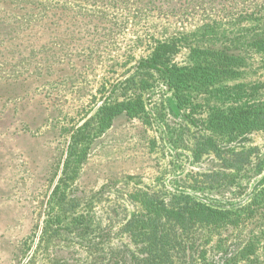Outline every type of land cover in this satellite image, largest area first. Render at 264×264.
Returning a JSON list of instances; mask_svg holds the SVG:
<instances>
[{
	"label": "rangeland",
	"instance_id": "rangeland-1",
	"mask_svg": "<svg viewBox=\"0 0 264 264\" xmlns=\"http://www.w3.org/2000/svg\"><path fill=\"white\" fill-rule=\"evenodd\" d=\"M172 43L167 67L182 73L196 48L243 57L237 80L188 95L202 126L162 66L128 84ZM263 47L264 0H0V264H93L96 245L132 254L124 230L147 195L241 216L204 235L209 253L226 264L247 246L264 264V129L194 155L214 112L264 108ZM125 102L124 118L101 124L102 108Z\"/></svg>",
	"mask_w": 264,
	"mask_h": 264
},
{
	"label": "trees",
	"instance_id": "trees-1",
	"mask_svg": "<svg viewBox=\"0 0 264 264\" xmlns=\"http://www.w3.org/2000/svg\"><path fill=\"white\" fill-rule=\"evenodd\" d=\"M175 45L176 43L158 45L147 59L141 60L140 68L143 69L130 77L128 84L138 87L147 83L153 76L152 67L162 66L165 70H158L156 73L161 74L175 90L179 107L189 111V118L193 122H201L195 115H201L202 106L200 103L194 104L188 95L197 93L202 94V97L212 96L226 83L237 80L241 76L243 57L231 53L227 47L196 48L195 64L182 73L176 67H167ZM128 103L102 108L101 124L124 118L127 109H131L130 104L126 108ZM214 115L208 125V130L212 133L201 135L195 143L194 155L197 159L213 152L220 154L224 151L221 145L229 144L232 139L254 130L264 129L263 107L233 110L219 118ZM226 160L231 159L228 157L224 163L234 168L233 161ZM135 201L139 204L138 210L129 219L124 230L134 247L130 250L134 253L128 254L125 247L114 249L96 245L92 249L93 257L98 255L93 264H196L200 258L204 259L202 264H217L216 257L211 256L213 251L209 253V249L213 247L212 235L206 241L203 240L204 235L231 229L241 218H236V214L231 211H221L184 196L165 201L157 195H147L136 197ZM239 248V253L231 256L226 264H239L241 260H244V264H258L256 260L245 256L247 246ZM117 256L119 260L116 259Z\"/></svg>",
	"mask_w": 264,
	"mask_h": 264
}]
</instances>
